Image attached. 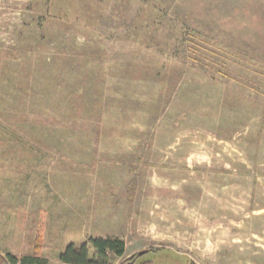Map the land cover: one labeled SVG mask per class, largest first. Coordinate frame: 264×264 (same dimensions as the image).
I'll return each mask as SVG.
<instances>
[{
    "label": "rangeland",
    "instance_id": "1",
    "mask_svg": "<svg viewBox=\"0 0 264 264\" xmlns=\"http://www.w3.org/2000/svg\"><path fill=\"white\" fill-rule=\"evenodd\" d=\"M263 117L264 0H0V253L264 264Z\"/></svg>",
    "mask_w": 264,
    "mask_h": 264
},
{
    "label": "trees",
    "instance_id": "2",
    "mask_svg": "<svg viewBox=\"0 0 264 264\" xmlns=\"http://www.w3.org/2000/svg\"><path fill=\"white\" fill-rule=\"evenodd\" d=\"M192 34L198 38L205 37L204 42L207 45H218L224 50L235 54L245 62H254L250 57L242 55L239 52H233V50L223 44H216L212 39L203 36L199 32L193 31ZM255 64L260 65L258 62H255ZM133 184H135V182H133ZM43 248L44 245L41 236L37 237L32 243V251L30 254L23 256L8 254L3 256L0 253V264H49V261L41 256ZM152 251L153 250H148V252ZM125 252L126 244L122 239L117 237H100L95 239L91 238L82 246H68L59 254L58 259L64 264H115L119 258L125 255ZM140 258L139 253H137L122 264H137ZM142 264L152 263L145 262Z\"/></svg>",
    "mask_w": 264,
    "mask_h": 264
},
{
    "label": "water",
    "instance_id": "3",
    "mask_svg": "<svg viewBox=\"0 0 264 264\" xmlns=\"http://www.w3.org/2000/svg\"><path fill=\"white\" fill-rule=\"evenodd\" d=\"M147 253H148V251L140 252V253H139V256L142 257V256H144V255L147 254Z\"/></svg>",
    "mask_w": 264,
    "mask_h": 264
}]
</instances>
